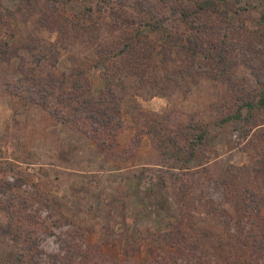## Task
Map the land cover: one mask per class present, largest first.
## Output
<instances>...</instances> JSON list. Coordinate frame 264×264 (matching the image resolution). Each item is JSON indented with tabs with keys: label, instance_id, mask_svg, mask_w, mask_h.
<instances>
[{
	"label": "rangeland",
	"instance_id": "1",
	"mask_svg": "<svg viewBox=\"0 0 264 264\" xmlns=\"http://www.w3.org/2000/svg\"><path fill=\"white\" fill-rule=\"evenodd\" d=\"M126 1L0 0V264H264V0Z\"/></svg>",
	"mask_w": 264,
	"mask_h": 264
},
{
	"label": "trees",
	"instance_id": "2",
	"mask_svg": "<svg viewBox=\"0 0 264 264\" xmlns=\"http://www.w3.org/2000/svg\"><path fill=\"white\" fill-rule=\"evenodd\" d=\"M112 1L116 2L115 3L116 5H114L111 9V20H113L114 26L119 28L121 25H124L127 21V19L123 18L120 14L124 15V13H126V10H129V8L133 9V7H132L133 4L129 3V1H126V0H118V1L112 0ZM208 5H209V3H208ZM144 8H145V10H147L150 13V9H149L150 7H144ZM135 20H136V18L130 22L127 21V24L124 26L126 29H128V28L131 29V32H132V34H130V35H132L131 38L129 37L128 41L125 43V45H127V48H128L127 54H128V56H130V58L133 57V52H135L136 49H138L140 47L141 43L147 44L149 47V51H152V49L154 50L155 47H158L157 43H155L151 40H149L148 42L144 41V40L141 41V39L144 38L143 37L144 33L142 32L143 27H144V22L139 21V20L135 21ZM135 26H137V27H135ZM146 26H149L148 27L149 32H147L148 34H150L151 32H154V31L161 32L160 24L156 21H154L152 23L147 22ZM163 46L164 45L161 44V47H163ZM150 47H152V49H150ZM155 54H157V53H155ZM45 56H46V52H45V50H43L42 52H40L39 56H37L36 58L35 57L33 58V62H35L37 65H39V63L45 58ZM100 58L102 59V57H100ZM85 80H86V78H85ZM78 81L79 80L76 81L77 83L72 82L75 86L74 87L75 90H79V88L81 86V84H79ZM33 85L36 87V91H38V93H37L38 97H31L32 100L38 104H42L45 106L47 103V100L49 98L48 97V91L50 89V86L46 85L45 83H39V81H35ZM34 90L35 89L31 88V91L34 92ZM87 97H90V96L88 95ZM71 99L72 100H70V103H73V102L79 103L80 101H83V100H80V97H72ZM84 101H87V100H84ZM254 106H255V104L252 103L251 101L247 104V107L249 109H252ZM238 118H239V115H238ZM257 163H259V165L256 169L255 168H248L247 166H244L243 171L244 172L248 171V173H251L252 171H256L257 172L256 173L257 178L262 179L264 177V155H263L261 160L257 161ZM258 179L256 181H254V180L252 181L253 187L255 189L260 188L259 185L257 184ZM255 189L249 188V190L251 191V193H253L254 196L258 195V199L256 201H257V205L260 206L261 205L260 197H262V192L259 191L256 194ZM256 201H254L255 204H256Z\"/></svg>",
	"mask_w": 264,
	"mask_h": 264
}]
</instances>
